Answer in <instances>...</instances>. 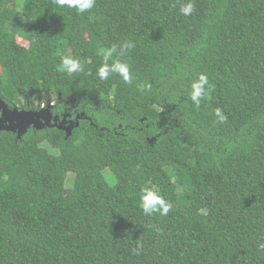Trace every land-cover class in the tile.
<instances>
[{
	"label": "trees",
	"instance_id": "obj_1",
	"mask_svg": "<svg viewBox=\"0 0 264 264\" xmlns=\"http://www.w3.org/2000/svg\"><path fill=\"white\" fill-rule=\"evenodd\" d=\"M181 2L0 0V98L79 117L0 131V264H264V0ZM124 40L133 83L99 81L97 53ZM67 54L84 73L57 71ZM201 72L215 88L197 110ZM149 184L168 216L143 214Z\"/></svg>",
	"mask_w": 264,
	"mask_h": 264
},
{
	"label": "clouds",
	"instance_id": "obj_2",
	"mask_svg": "<svg viewBox=\"0 0 264 264\" xmlns=\"http://www.w3.org/2000/svg\"><path fill=\"white\" fill-rule=\"evenodd\" d=\"M53 2L60 8L67 7L69 9H75L78 14L87 13L96 6V0H53ZM195 8V0L181 2L179 14L190 16L195 12ZM133 48H135V43L133 41L124 40L119 44H112L107 49L98 52L97 55L102 57V62L95 71L98 80L101 82L108 81L109 77L115 74L124 83L131 85L134 81L135 73L131 65L120 57ZM117 53H119V55H117ZM114 55H116V59L110 63L109 59ZM57 71L66 73L69 76L84 73L85 63L82 62L78 56L71 54L62 55L60 57V63L57 65ZM88 74H92L91 69L88 70ZM151 87L152 85L150 83L140 85L141 91H150ZM214 88L215 85L210 82L207 73H198L189 85L188 99H190L194 107L199 110L202 102L210 99V94L213 92ZM214 114L217 118V122L222 123L227 120V115L220 107L214 110ZM140 206L143 214L146 216H151L153 214L168 216L173 208L172 202L167 200L160 190L150 184L145 185L141 189ZM259 248L260 250H264V243L260 244Z\"/></svg>",
	"mask_w": 264,
	"mask_h": 264
},
{
	"label": "water",
	"instance_id": "obj_3",
	"mask_svg": "<svg viewBox=\"0 0 264 264\" xmlns=\"http://www.w3.org/2000/svg\"><path fill=\"white\" fill-rule=\"evenodd\" d=\"M57 117L51 112L50 106L41 107L37 110L11 108L0 98V131L26 132L29 126L32 125L40 129L46 126H56L70 132L75 126L79 125V117L76 120H69L64 117L61 121L56 120ZM53 119L55 122H52Z\"/></svg>",
	"mask_w": 264,
	"mask_h": 264
},
{
	"label": "flooded vegetation",
	"instance_id": "obj_4",
	"mask_svg": "<svg viewBox=\"0 0 264 264\" xmlns=\"http://www.w3.org/2000/svg\"><path fill=\"white\" fill-rule=\"evenodd\" d=\"M41 107H47V104H43V105H41L40 107H39V109L41 108ZM55 116V115H54ZM57 116V115H56ZM64 117H67L69 120H70V114L69 113H66V114H63V117L61 118V119H58V117H57V119L56 120H62ZM72 119V118H71ZM59 121V122H60ZM52 122H55V120L53 119L52 120Z\"/></svg>",
	"mask_w": 264,
	"mask_h": 264
},
{
	"label": "rangeland",
	"instance_id": "obj_5",
	"mask_svg": "<svg viewBox=\"0 0 264 264\" xmlns=\"http://www.w3.org/2000/svg\"><path fill=\"white\" fill-rule=\"evenodd\" d=\"M18 39H19V41H20V43H22V44H24V45H29V41L26 39V38H24V37H22V36H18ZM45 104V103H44ZM43 105V104H42ZM68 186V185H67ZM67 190L69 189V187H67L66 188Z\"/></svg>",
	"mask_w": 264,
	"mask_h": 264
}]
</instances>
